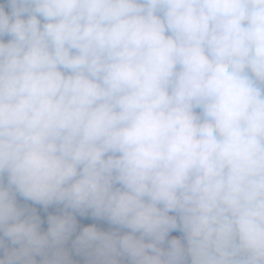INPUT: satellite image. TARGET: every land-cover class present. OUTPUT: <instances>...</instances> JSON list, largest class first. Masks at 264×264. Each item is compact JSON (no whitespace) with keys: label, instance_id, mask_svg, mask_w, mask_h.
Listing matches in <instances>:
<instances>
[{"label":"clouds","instance_id":"obj_1","mask_svg":"<svg viewBox=\"0 0 264 264\" xmlns=\"http://www.w3.org/2000/svg\"><path fill=\"white\" fill-rule=\"evenodd\" d=\"M0 264H264V0H0Z\"/></svg>","mask_w":264,"mask_h":264},{"label":"rangeland","instance_id":"obj_2","mask_svg":"<svg viewBox=\"0 0 264 264\" xmlns=\"http://www.w3.org/2000/svg\"><path fill=\"white\" fill-rule=\"evenodd\" d=\"M36 207H37V211L41 215V218L45 221L42 227L46 229L47 228V222H46L47 213L42 209V207L40 206H36ZM55 211L56 209L54 207H50L48 209V212H55ZM77 219H78L80 227H83L85 225L92 224V223H96L99 227H102L104 229H107L109 227V225L104 221H95L91 218H82L79 216L77 217ZM178 234L179 233H176V232L172 233V235H178ZM74 258L79 259L78 257H74Z\"/></svg>","mask_w":264,"mask_h":264}]
</instances>
